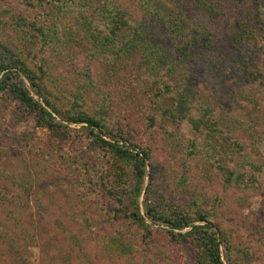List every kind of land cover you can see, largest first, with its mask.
I'll return each mask as SVG.
<instances>
[{"label": "trees", "instance_id": "obj_1", "mask_svg": "<svg viewBox=\"0 0 264 264\" xmlns=\"http://www.w3.org/2000/svg\"><path fill=\"white\" fill-rule=\"evenodd\" d=\"M17 1L22 7H41L46 17L40 23L15 13L17 9L3 13L9 16L0 15V113L14 103L16 123L31 119L36 128L46 130V139L34 144L37 155L43 158L44 150H48L49 155L60 156L66 164L63 169L71 176H76L79 168L84 171L86 165L91 170V159L94 158L90 157L87 162L80 153L69 151L67 141L72 137L88 139L92 150L99 149L102 158L98 165L106 164V180L110 179L108 184L104 179L89 176L97 189L90 190L89 196H85L98 197V193H102L104 197L100 205H93L100 222H95V217L91 222L86 216L82 217L81 223L75 218L69 220V209L63 208L60 202L57 205L60 215L54 219L56 227L52 236L42 225L46 236L44 245L50 243V237L56 239V244L59 238L68 237L62 242L63 248L81 254L91 253L88 248L103 251L115 264H133L130 259L139 252H142L145 264H225L222 247L227 264L249 262V250L233 244L231 231L224 228L215 213L201 209L200 202L194 201L192 206L184 208L168 199L156 181L158 166L154 164L155 156L149 148L133 145L129 140H122L120 144L117 139L111 142L104 138L110 133L106 130L105 118L109 98H102L98 117L84 112L80 104L77 105L80 111L70 112L71 104L76 108V103L82 99L76 94H68L64 87L66 89L60 94L67 100L64 103L57 93L63 86L50 76L45 64L48 61L40 58L38 63H42L37 64L34 60L42 50L58 53V44L62 52L75 44L92 63L78 71L82 75V89L92 82L91 68L95 63L102 71L101 75L99 73L102 78L112 80L117 77L125 82L126 77L131 76L134 81H150L154 93L148 105V111L152 113L150 127L158 124L165 132L171 141L168 148L174 145L184 148V158L180 159L183 172L179 180L186 183V174L191 172L189 164L193 162L201 176L212 182L218 179L224 188L233 185L244 195L253 196L260 191L261 167L247 162L246 169L239 173L231 167V158L241 151L242 143L233 128L222 125L224 121L220 115L214 117L208 104L202 103L200 117H194L192 95L197 92V83H204L198 75L201 70L209 67L215 73L214 81L220 78L221 52L227 46L240 54L237 59L228 58L242 79L239 86H243L234 90V101H247L252 105V111L261 110L260 102L264 100V0H255V11L243 9L242 0H123L125 5L117 0L102 4L99 0ZM229 9L238 13V17L231 22V33L225 37L219 20ZM7 20L9 23L6 24ZM51 92L56 94L53 100ZM32 94H36L42 103ZM70 99L73 102L69 104ZM248 115L251 120L248 128L256 132L253 124L259 125L260 121ZM55 116L69 124L86 126L73 131L58 124ZM184 121L193 127L201 140L183 138L178 141L175 138L178 126ZM3 139L0 131V141ZM22 160L16 168L0 166V264H30L19 252L18 242L22 240L25 246L30 243L28 240L33 243L31 236H34L36 226L30 218L32 210L27 193L31 188L27 186L33 183L35 169L25 164L24 157ZM147 165L151 171L144 189L143 216L139 196ZM84 181L83 185L90 184L88 180ZM70 184L73 185V181ZM215 200L219 202V199ZM36 203L35 209H41L38 200ZM51 210L56 211L53 207ZM146 218L152 222L150 225ZM155 223L165 224L167 228L156 227ZM95 224L98 228L92 232L90 227ZM77 226L95 234L96 239L89 241L90 236L80 237L76 233L79 231ZM56 228L61 234L55 233ZM170 247L173 248L171 252ZM65 254V264H71L67 252ZM50 260L52 262L44 261L43 264H54L55 258Z\"/></svg>", "mask_w": 264, "mask_h": 264}, {"label": "rangeland", "instance_id": "obj_2", "mask_svg": "<svg viewBox=\"0 0 264 264\" xmlns=\"http://www.w3.org/2000/svg\"><path fill=\"white\" fill-rule=\"evenodd\" d=\"M99 1L101 2L99 4L107 2V0ZM117 2L125 5L123 0H117ZM240 4L247 11L256 10L255 0H242ZM11 9H17L15 13L26 15L30 20L40 23L46 17V12L37 5L33 8H28L19 5L17 0L0 1V15L9 16L8 13H3ZM237 17L238 13H234L229 9L226 15L219 20L223 25L224 31L222 33L225 37H228L231 33L230 24ZM7 23H9L8 20L6 21ZM58 47L59 50L56 51L58 53L42 50L37 55L34 63L41 64L42 62L38 63L40 58H45L48 61L45 64H47L50 76L57 79L59 84L63 86L62 88L59 87L60 89L58 88L57 93L64 103H67V100L65 101V98L61 97L60 94H63L66 88L68 94H76L78 99H82V101L76 103V108L71 104L70 112L80 111L77 107L80 104L81 106L83 105L84 112L90 116L98 117L101 114L99 104L102 102V98H109L107 109L105 108L107 111L105 118H107L106 124L108 127L106 130L110 133H107L104 138L111 142L113 139H117L120 144L122 140H129L133 145L149 148L148 150L152 151L153 156H155L156 162L154 164L158 166L156 181L161 184L162 191L167 195L168 199L177 206H183L184 208H188L189 205L192 206L194 201L200 202L201 209L215 213L217 220L222 223L224 228L231 231L234 245H239L243 249L249 250L250 261L246 264H264V100L260 102L261 110L256 112L251 110L252 105L247 101H234V90L243 86H239L242 79L236 74L228 58L237 59L240 54L227 46L222 48V63L220 65L222 75H220V78L215 79V81V73H212L209 67L206 70H201L198 75L202 76L204 83H197L196 91L199 94L194 92L192 95L194 100L192 106L194 108L193 116L199 118L202 113L201 104H208L213 111L214 117L220 115L224 121L222 125H228L233 128L236 138L242 143L241 151L235 153L231 158L230 164L233 169L238 173L242 170L244 171L247 162L261 167L259 178L260 191L253 196L244 195L241 191L236 190L233 185L224 188L225 186L221 185V181L218 179H213L214 182H212L206 176H201L199 168L193 162L189 164L191 165V172L186 174V183L184 182V184L180 181L179 177L183 172L180 159L184 158V148L182 149L178 145L168 148L167 146L171 142L170 138L158 127V124L154 127H150L149 125L152 113L148 111V105L154 95L150 81H146L145 79L134 81L131 76L126 77L125 82L121 79L117 80V77L112 78V80L102 78L99 76V73L101 75L102 71L99 65L95 63L91 68L93 80L87 87L82 89V75L78 71L82 70L87 64L92 63L85 59L86 53L82 49L76 48L75 44H72L63 52L60 44H58ZM31 62L33 61L31 60ZM205 71L206 75L204 76ZM209 71H211L210 74L208 73ZM228 75L233 78L228 77ZM22 80L25 82L28 90L31 91L27 80L24 77H22ZM243 84H245V80H243ZM51 93V100H53L56 94L54 92ZM32 95L42 103L36 94ZM72 102V99L68 101L69 104ZM5 109V113L4 111L0 113V131L4 137L3 141H0V166L6 169L16 168L23 161L24 157L26 160L25 164H29L35 169L33 183L27 186V188H31L30 192L27 193V202L32 210V214H29L30 218H33V225L36 228L34 236H31L33 243L28 240L27 242L30 243L25 246L23 241L19 240L18 247L21 255L30 264H43L44 261L52 262L50 260L52 257L55 258L54 264H65L66 258L64 256H66V252L71 264H115L112 257L103 251H90L88 248V251L91 253L85 252L81 254L78 251L72 252V250L63 248L62 242L68 237L64 239L59 238L57 244L56 239L48 237L50 243L44 245V242H46L44 240L46 236L43 234L44 226L50 233L56 227L54 219L59 218L60 212L57 205L60 202H62L63 208L69 209L67 216L69 220L75 218V220H78L77 223H81L82 217L86 216L91 222H93L94 217L96 219L95 222H100L95 214L94 206L100 205V201L104 202L102 193H98V197L85 196H89L90 190L93 192V190L97 189L92 181H90L89 176H95L98 180L104 179L108 184L110 183V179L106 180V164L98 165L102 158L99 156V149L92 150V145L88 139L70 138L67 141V144H69L67 149L69 151L72 150L75 154L80 153L81 157L87 162L90 157L94 158L91 159V170L86 165L84 171H80L79 168L76 176H71L67 170L63 169L66 164L60 156L49 155L48 150H44L46 157L42 158L40 155H37L34 144L38 140L44 141L47 131L36 128L34 121L31 119H26L22 123H16L14 119L16 116L14 103H10ZM248 114L255 116V119L257 117L260 121L259 125L256 122L253 124L257 129L256 132H253L250 127L248 128L251 122ZM154 116L156 117L157 115ZM55 120L58 124L66 125L73 131L86 126L83 123L69 124L60 121V118L57 116H55ZM246 129L249 131L245 132ZM175 138L178 141H182L183 138L201 140L200 135L195 134L193 127L186 121L178 126ZM36 161L37 163H35ZM93 168L95 170L92 172ZM150 171L151 168L147 165L142 192L139 196L140 211L143 216L144 189L149 182ZM78 179L79 181H77ZM71 180L73 181V185L70 184V182L72 183ZM84 180H88L90 184L87 186L83 185V183H86ZM215 198L219 199V202ZM36 200L39 201L38 204L41 206V209H35ZM52 207L55 208V213L52 212ZM146 223L150 225L152 222L146 218ZM102 226L106 228L105 224ZM155 226L167 228L162 223H155ZM90 228L93 232L98 228V224L92 225ZM74 230H76L75 225ZM85 230L79 228V231H76V233L78 232L80 237L90 236L88 240L94 241L96 239L95 234L93 235ZM55 233L61 234V230L57 229ZM168 250L171 252L173 248L170 247ZM221 253L223 261L227 264L223 247L221 248ZM144 260L142 252H139L130 259V262L133 261V264H145Z\"/></svg>", "mask_w": 264, "mask_h": 264}]
</instances>
